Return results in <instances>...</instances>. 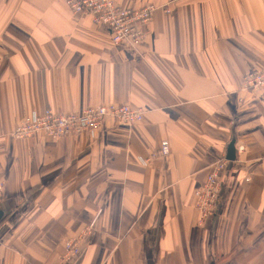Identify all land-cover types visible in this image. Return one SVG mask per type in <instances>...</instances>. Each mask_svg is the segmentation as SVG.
I'll return each mask as SVG.
<instances>
[{"label": "crops", "instance_id": "1", "mask_svg": "<svg viewBox=\"0 0 264 264\" xmlns=\"http://www.w3.org/2000/svg\"><path fill=\"white\" fill-rule=\"evenodd\" d=\"M115 2L160 8L138 48L65 0H0V264H264V100L241 90L264 71V0ZM100 105L143 120L13 138L34 113ZM232 143L200 227L196 191ZM70 239L80 252L64 263Z\"/></svg>", "mask_w": 264, "mask_h": 264}, {"label": "built area", "instance_id": "2", "mask_svg": "<svg viewBox=\"0 0 264 264\" xmlns=\"http://www.w3.org/2000/svg\"><path fill=\"white\" fill-rule=\"evenodd\" d=\"M71 13L76 18L89 16L93 24L103 29L110 36L113 44H126L138 48L145 39L143 27L149 25L159 7L150 4L139 9H124L115 0H65ZM169 13V11H167ZM243 92L264 100V71L251 72L243 79ZM144 111L128 105H100L85 109L81 113L59 115L52 110L43 114H32L18 126L13 133L16 140L31 138L37 134H45L51 139L93 134L98 131L106 120L112 119L125 124H135L143 120ZM244 148H238L243 154ZM170 149L167 142L163 143L158 156H169ZM153 158L142 161L144 165ZM230 162L221 158L211 168L204 184L196 191V209L199 226L216 214L223 188V178L230 166ZM5 186L0 183V202L3 199ZM93 232V225L85 228L81 237L85 239ZM80 239H70L65 242L64 263L74 261L80 252Z\"/></svg>", "mask_w": 264, "mask_h": 264}, {"label": "water", "instance_id": "3", "mask_svg": "<svg viewBox=\"0 0 264 264\" xmlns=\"http://www.w3.org/2000/svg\"><path fill=\"white\" fill-rule=\"evenodd\" d=\"M227 160L229 162H234L236 160V149L234 147V143H232L228 149Z\"/></svg>", "mask_w": 264, "mask_h": 264}, {"label": "trees", "instance_id": "4", "mask_svg": "<svg viewBox=\"0 0 264 264\" xmlns=\"http://www.w3.org/2000/svg\"><path fill=\"white\" fill-rule=\"evenodd\" d=\"M101 30H103V29H101ZM104 31V30H103Z\"/></svg>", "mask_w": 264, "mask_h": 264}]
</instances>
